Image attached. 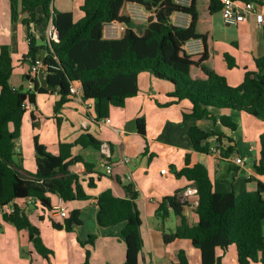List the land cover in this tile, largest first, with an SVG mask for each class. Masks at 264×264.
<instances>
[{
    "label": "trees",
    "instance_id": "1",
    "mask_svg": "<svg viewBox=\"0 0 264 264\" xmlns=\"http://www.w3.org/2000/svg\"><path fill=\"white\" fill-rule=\"evenodd\" d=\"M128 3L139 4L153 15L147 21L132 19L127 9L121 13ZM221 6V0H209L211 12L219 11ZM9 8L11 22L20 21L25 27L28 51L24 57L30 63L36 60L40 47L31 31L38 8L46 18L51 17L57 35L43 46L46 50L41 59L46 70L44 87H39L37 82L29 89L12 87L9 79L14 69L13 58L7 44L0 46L1 219L17 230H27L35 250L43 257L51 250L44 245L38 226L20 209L19 203L32 199L44 210L54 211L52 195L57 196L58 202L67 203L89 199L84 178L72 172L69 166L79 163L82 173L86 174L93 172V165L80 154H73L72 149L74 146L99 149L101 142L84 130L73 142H59L57 150L51 151L35 135L36 169L33 173L23 171L14 157L15 141L22 118L29 104L35 102L36 93L57 92L59 99L54 103V112H58L74 96L70 85H78L81 97L93 101L95 117L106 118L110 106L122 107L127 98L137 94L138 74L147 71L172 83L173 89L168 92L171 99L166 105L183 100L190 103V112L183 113V118H207L230 131L237 129V123L225 112L216 116L215 109L244 111L264 120V56L254 58V68H245L242 80L230 85L224 75L207 64V36L196 28V0H190L187 5L175 0H82L79 6L82 15L77 20L71 11L56 10L52 0H9ZM173 13L189 14V24H174ZM113 20L124 23L125 28L118 37H105L103 27ZM191 39L201 40L200 52L186 51L184 45ZM224 58L229 67L237 65L228 53H224ZM136 130L145 136L144 118L136 119ZM187 136L196 151L208 153L215 143L216 153L221 158L235 152L234 139L222 131L193 125L187 129ZM254 168L258 175H264V133L260 135L259 157ZM175 175L193 183L196 204L192 211L197 219L195 223L187 221L184 209L189 203L181 200L177 192L163 197L155 210L162 221L163 242L189 239L200 251L201 264H221V256L216 251L226 253L230 249H234L236 264H264V183L257 180L256 189L236 201L233 190L214 189L207 167L192 160L189 153ZM93 179H86L87 187H94ZM124 190L126 197L115 195L109 188L95 197L96 221L102 228L121 225L119 237L126 250L120 264H138L143 239L142 220L135 203L137 191L131 183L124 185ZM10 203H13V211H4ZM169 211L179 220L174 229L163 225ZM50 222L55 229L71 231L82 223L80 210L71 208L61 222L53 218ZM95 238V234L89 233L84 241H78L82 246H93ZM89 258L90 250L86 249L84 260L74 264H90ZM174 264H190L183 249L178 251Z\"/></svg>",
    "mask_w": 264,
    "mask_h": 264
},
{
    "label": "crops",
    "instance_id": "2",
    "mask_svg": "<svg viewBox=\"0 0 264 264\" xmlns=\"http://www.w3.org/2000/svg\"><path fill=\"white\" fill-rule=\"evenodd\" d=\"M189 1L183 3L189 4ZM251 1L258 9L264 11V0ZM81 3L82 0H79V6ZM55 4L56 0H52L56 10L71 11L63 7L67 5H62V1H59L57 6ZM131 4L135 3L126 4L121 13H125ZM196 9V28L207 36L208 66L224 75L230 85H237L242 80L244 69L254 68V58L264 56V25H258L254 15L248 13L238 24L227 26L223 23L220 10L210 11L209 0H196ZM38 10L46 22V27L43 29L42 25L36 22L38 17L35 15L31 31L36 41L41 39V43L37 42V45L41 46L42 55L40 59L35 56L37 60H41L46 54L43 46L48 44L50 38L51 17L46 18L41 8L36 10V14ZM173 14L177 16L180 25L189 24V14ZM81 15L80 8L79 13H73L75 20ZM2 44L9 46L13 58L14 69L9 79L12 87L29 89L33 82H37L39 87L46 85V70L42 67L33 72L31 63L24 57L28 51L25 27L20 21L11 22L9 0H0V46ZM184 47L187 52L195 53L202 50L203 44L200 39H191ZM224 53L232 56L237 65L229 67ZM77 87L78 94L72 96L58 112H54V103L59 99L57 92L36 93L35 102L29 104L28 111L22 118L20 134L15 141V160L23 171L33 173L36 169L33 146L35 135L48 149L56 151L59 142H73L86 130L100 142L109 144L110 156L107 161L111 165V171L106 172L104 158L99 149L74 146L72 153L80 154L93 165V172L86 174L82 173V165L79 163L69 166L72 172L84 178L83 185L90 197L87 200L63 204L67 211L78 208L82 223L74 226L71 231L55 229L51 226L50 218L61 222L62 216L55 210H44L38 204H29L25 212L31 222L38 226L42 242L51 252L43 257L35 250L27 230H17L10 223L4 225V222V231H0V264H74L84 260L86 249L90 250V264L122 263L126 246L119 237L121 225L102 228L97 224L98 206L95 197L108 188L115 195L126 197L124 185L128 183L137 191L135 203L142 220L140 233L143 246L138 264H174L180 249L186 252L189 262L193 257L196 264H201L200 251L189 239H175L168 244L163 242L161 219L156 216L155 210L163 197L176 192L181 195L188 188L194 187L192 182L175 175V171L184 166L187 153L192 160L200 161L207 167L216 191L233 190L236 201L247 192L255 190L257 180L264 183V175H258L254 168V163L259 157L264 120L244 111L215 109L216 116L225 112L237 123V129L230 131L207 118H183V113L190 112V103L183 100L166 105L171 99L168 92L173 89L172 83L144 71L138 74L137 94L127 98L122 107L110 106L109 124H100L99 119L95 117L93 101L83 99L80 88L78 85ZM141 117L145 120L144 137L136 130V119ZM193 125L228 134L234 139L235 152L227 158H221L216 153L215 143L211 144L208 153L194 150L187 136V129ZM124 157H127L128 161L125 162ZM237 157L243 160L242 164L235 163ZM161 169H165V172L162 173ZM88 177L94 178V187L86 186ZM51 197L52 207L60 203L57 196ZM182 200L189 203L184 209L187 221L195 223L197 218L192 211L196 201L195 193ZM171 213L173 212L169 211L166 220H171ZM0 222L2 224L1 212ZM86 222L92 226L86 227ZM178 222L175 216L173 226L166 227L174 229ZM163 225L165 227V223ZM89 233L96 235L94 245L90 248L87 245L82 246L78 241H84ZM216 253L221 256V264H224L225 255L232 253V259L229 261L236 264L234 249L226 253L217 250Z\"/></svg>",
    "mask_w": 264,
    "mask_h": 264
},
{
    "label": "built area",
    "instance_id": "3",
    "mask_svg": "<svg viewBox=\"0 0 264 264\" xmlns=\"http://www.w3.org/2000/svg\"><path fill=\"white\" fill-rule=\"evenodd\" d=\"M178 3L184 4L183 2L186 0H175ZM222 6L220 9L221 16L223 23L227 26L230 25H236L240 21L244 20L248 13H251L254 15L255 20L258 25H264V11L258 9V6L251 0H245V1H239V0H221ZM187 5V4H185ZM128 13L130 18L139 20V21H147V19L153 15L151 11L145 10L141 5L139 4H131L128 8ZM171 20L174 24L180 25V21L178 20L177 16L172 14ZM183 26V25H180ZM125 28V24L121 23L119 21H110L106 23L103 27V33L105 37L108 38H115L118 37L122 30ZM55 28L54 25L50 24L49 29V40L50 39H56L55 37ZM42 61L41 60H35L33 63H31V69L33 72H37L39 68H42ZM32 87V85H31ZM70 92L74 95L78 94V87L75 85H70ZM110 119L108 117L106 118H100L99 123L100 124H109ZM99 150L104 158V167L106 172L111 171V165L107 161V157L110 156V146L108 143L101 142ZM124 161H128L127 157H124ZM235 163L242 164L243 160L239 157L235 158ZM161 172L164 173L165 169H161ZM196 191L195 187L188 188L185 190L183 194H181V200L186 197L187 195L194 194ZM34 200L32 199H23L21 203H19V207L21 210H26L27 206L29 204H33ZM196 204V201L194 202ZM14 209L13 203L8 204L3 210L7 212H12ZM55 211L62 217L66 216L67 209L64 206L63 202H60L54 207ZM0 212L2 213L1 209Z\"/></svg>",
    "mask_w": 264,
    "mask_h": 264
},
{
    "label": "rangeland",
    "instance_id": "4",
    "mask_svg": "<svg viewBox=\"0 0 264 264\" xmlns=\"http://www.w3.org/2000/svg\"><path fill=\"white\" fill-rule=\"evenodd\" d=\"M59 1H62L63 2V4L62 5H67V6H63V7H67V9H71V11H73V13H79V0H56V6L59 4ZM37 16L36 17H38V19H36V22H38V23H40L41 25H42V27H43V29L46 27V22L43 20V18H41V16H40V11L38 10L37 11V14H36ZM37 42H39V43H41V39H38V41ZM42 48H41V46L39 47V49H38V51L36 52V56H37V58L38 59H40V56L42 55V50H41ZM25 69H27L26 68V66H25ZM41 76V78H42V75H40ZM42 80V79H41ZM241 143V142H240ZM171 217V220L169 221V220H165L164 221V223H165V227L167 226V227H172L173 226V222L175 221V215L173 214V213H171V215H170ZM62 221V220H61ZM3 223L4 222H2V229L0 228V231H4V227H3ZM5 224H8V223H4V225ZM161 224H162V221H161ZM92 225L89 223V222H86V227H91ZM166 227V228H167ZM93 231V230H92ZM85 245H87V246H89V248H90V246L91 245H89V244H85ZM89 250V249H88ZM24 257H26L25 255H23ZM232 253H227L226 255H225V258H224V264H231L232 262H230L231 261V259H232ZM194 258L192 257V261L190 262V264H196L195 262H194V260H193ZM230 260V261H229Z\"/></svg>",
    "mask_w": 264,
    "mask_h": 264
},
{
    "label": "water",
    "instance_id": "5",
    "mask_svg": "<svg viewBox=\"0 0 264 264\" xmlns=\"http://www.w3.org/2000/svg\"><path fill=\"white\" fill-rule=\"evenodd\" d=\"M55 36H56L55 38H57V35L56 34H55Z\"/></svg>",
    "mask_w": 264,
    "mask_h": 264
}]
</instances>
